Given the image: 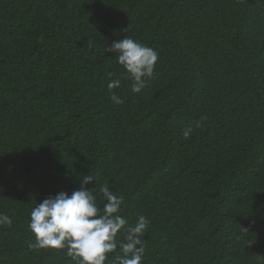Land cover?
I'll use <instances>...</instances> for the list:
<instances>
[{
    "label": "trees",
    "instance_id": "1",
    "mask_svg": "<svg viewBox=\"0 0 264 264\" xmlns=\"http://www.w3.org/2000/svg\"><path fill=\"white\" fill-rule=\"evenodd\" d=\"M125 36L159 54L141 93ZM89 174L150 220L142 264H264V0H0V264H76L28 225Z\"/></svg>",
    "mask_w": 264,
    "mask_h": 264
},
{
    "label": "clouds",
    "instance_id": "2",
    "mask_svg": "<svg viewBox=\"0 0 264 264\" xmlns=\"http://www.w3.org/2000/svg\"><path fill=\"white\" fill-rule=\"evenodd\" d=\"M107 52L116 54L117 62L125 70V77L131 81L132 93H141L153 77L158 52L127 36L113 41ZM112 75L108 73L107 88L112 102L119 105L124 102L123 99L111 90L119 88L121 80L112 79ZM194 131L191 124L185 126L183 138L189 139ZM93 182L96 185L95 178L86 175L79 190L70 195L59 192L32 209L28 227L34 234L35 242L30 247L34 250L66 251L76 264H105L112 253L115 256L111 264H142L145 254L142 237L150 220L138 215L135 225L128 226V219L120 214L123 198L110 191L108 186H103L99 189L103 199L98 202L91 189L85 187ZM101 203L102 209L98 207ZM12 224L9 215L0 213V227H11ZM120 233H123L122 240L117 238Z\"/></svg>",
    "mask_w": 264,
    "mask_h": 264
}]
</instances>
